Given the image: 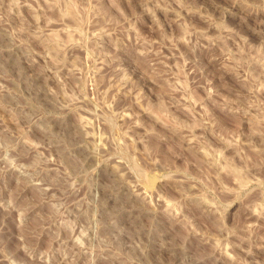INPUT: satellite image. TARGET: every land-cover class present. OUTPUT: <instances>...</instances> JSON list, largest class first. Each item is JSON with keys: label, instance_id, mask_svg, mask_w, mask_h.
Instances as JSON below:
<instances>
[{"label": "rangeland", "instance_id": "obj_1", "mask_svg": "<svg viewBox=\"0 0 264 264\" xmlns=\"http://www.w3.org/2000/svg\"><path fill=\"white\" fill-rule=\"evenodd\" d=\"M0 264H264V0H0Z\"/></svg>", "mask_w": 264, "mask_h": 264}, {"label": "bare ground", "instance_id": "obj_2", "mask_svg": "<svg viewBox=\"0 0 264 264\" xmlns=\"http://www.w3.org/2000/svg\"><path fill=\"white\" fill-rule=\"evenodd\" d=\"M142 184V183H141ZM140 185V184H139Z\"/></svg>", "mask_w": 264, "mask_h": 264}]
</instances>
